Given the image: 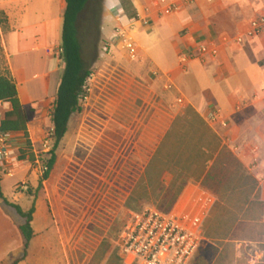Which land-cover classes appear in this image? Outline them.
Returning a JSON list of instances; mask_svg holds the SVG:
<instances>
[{"label": "crops", "instance_id": "1", "mask_svg": "<svg viewBox=\"0 0 264 264\" xmlns=\"http://www.w3.org/2000/svg\"><path fill=\"white\" fill-rule=\"evenodd\" d=\"M160 1L163 0L123 2V7L136 12L146 8L149 12L146 36L138 44L151 72H145L139 80L134 69H125V81L109 100L94 88V94L87 99V109L73 115L69 124L107 123L114 179L111 182L98 176V182L113 186L115 192L123 191L121 161H136L139 173L129 178L125 207H166L175 195L171 206L178 210L193 205L201 195L211 198L210 212L213 208H242V217L247 221L263 222L264 33L254 39L246 38L242 44L234 40L245 36L249 23L264 13V0H194L190 4L181 2L174 13L165 12V7L158 6ZM6 4V0L0 1V6ZM39 4H44L39 5L41 11L57 16L16 29L17 50L9 48L14 57L39 54L31 61L32 69L57 62L46 61L50 45L47 28L50 23L55 29L59 27L66 7L65 0H39ZM202 42L216 44L217 57L206 62H184V56ZM25 65L18 66L13 59L17 90ZM42 75L48 77V73ZM18 96L23 106L46 97L21 99L19 91ZM214 111H218L216 121L210 119ZM123 121L131 123L126 126ZM156 169L161 172L155 173ZM231 177L235 180L231 181ZM154 191L165 194L158 203L151 199ZM127 201L132 203L126 204ZM254 208L258 214L252 215ZM0 210L17 236V248L8 246L3 250L2 262L22 249L23 239L19 230L22 224L12 222L1 203ZM35 224L36 217L33 228L36 235L41 234ZM54 233L51 224L49 235ZM57 246L58 243L50 244L42 252L62 256L63 250Z\"/></svg>", "mask_w": 264, "mask_h": 264}, {"label": "rangeland", "instance_id": "2", "mask_svg": "<svg viewBox=\"0 0 264 264\" xmlns=\"http://www.w3.org/2000/svg\"><path fill=\"white\" fill-rule=\"evenodd\" d=\"M6 1V5L0 6V73L9 72L13 77V59L18 66L26 64L23 77L18 81L21 99L33 95H37L35 99L46 96L24 106L26 132L11 134L9 163L0 161L4 196L23 211L33 209L32 227L36 217V229L41 228V234L38 235L34 230L28 254L19 264H125L116 242L129 213L140 210L124 206L129 195V178L139 173L137 163L132 159L121 161L122 192H115L113 186L102 181L99 183L98 176H104L111 182L114 179L107 123L72 121L56 151L55 166L49 177L44 179L45 167L54 144L51 115L64 71L61 50L63 20L58 28L55 29L52 23L47 28L50 45L47 46L46 61L54 59L57 64L49 62L46 68L32 69L31 61L39 54L14 57L9 52V48L17 50L16 29L57 15L41 11L44 4H39V0ZM128 1L131 2L89 0L79 18L77 25L82 57L92 73L87 81L86 98L82 100L83 109H87L85 105L94 94L91 93L94 88L99 94L103 93V99L112 98L119 85L125 81V69H134L139 80L145 76V72H151L138 44L146 36L144 28L149 26V12L146 8L136 12L125 4L126 7H123V2ZM133 13H136V19L129 18ZM129 39L137 47L135 60L131 59L126 48ZM44 73H48L47 78L42 75ZM46 82L50 85L46 86ZM9 109L8 102L0 103V121ZM130 123L123 121L126 126ZM125 136L123 130V140ZM234 180L231 177V181ZM150 194L155 203L165 195L157 191ZM0 203L3 211L11 216L12 222L25 223L14 208ZM129 203L127 201L126 204ZM156 208L163 211L165 206ZM242 210L213 208L204 225L202 244L191 264H264V221H247L242 217ZM255 214H258V210L254 208L252 215ZM51 224L55 231L52 237L49 235ZM15 239L17 236L10 221L4 218L0 210V258L8 246L17 248ZM56 243L58 250H63L62 256L42 252L45 246ZM22 256L23 247L17 250L15 256L11 255L9 261L2 260L0 264H13Z\"/></svg>", "mask_w": 264, "mask_h": 264}, {"label": "built area", "instance_id": "3", "mask_svg": "<svg viewBox=\"0 0 264 264\" xmlns=\"http://www.w3.org/2000/svg\"><path fill=\"white\" fill-rule=\"evenodd\" d=\"M194 0L160 1L169 13ZM264 33V13L249 23L245 36L240 35L234 42L242 44L246 38L254 39ZM126 48L131 59L137 58V47L129 39ZM219 49L216 44L202 42L195 51L184 56V62L200 59L206 62L216 58ZM86 98V96L84 97ZM218 111L212 112L210 119L216 121ZM53 136V128H52ZM10 133L0 134V161L8 162L12 151ZM47 168L45 167V172ZM44 172V174H45ZM211 198L199 195L194 204L168 213L148 207L130 212L117 237L116 248L125 264H191L203 241V229L212 206Z\"/></svg>", "mask_w": 264, "mask_h": 264}, {"label": "trees", "instance_id": "4", "mask_svg": "<svg viewBox=\"0 0 264 264\" xmlns=\"http://www.w3.org/2000/svg\"><path fill=\"white\" fill-rule=\"evenodd\" d=\"M88 2L89 0H65L66 7L63 15L61 45L64 71L57 88L54 110L51 115L54 144L50 152V159L47 161V171L44 174V179L49 177L55 166L57 160L56 151L67 134L71 117L82 112V100L86 96L87 81L92 74L82 57L77 25ZM129 18L136 19V13L130 15ZM4 102L10 104V109L4 113L0 121V134L25 133L27 125L25 108L20 102L16 81L9 72L0 73V103ZM160 170L156 169L155 173H160ZM1 182L0 174V202L14 208L18 215L25 220V223L19 226L23 239V256L13 262V264H19L26 258L30 243L34 238V229L32 227L34 210L23 211L20 206L9 202L2 192ZM178 193L179 191L176 192V194ZM175 197V195L172 196L173 202ZM171 204L166 206L163 212H170L172 210ZM131 208L140 209L137 211L144 209Z\"/></svg>", "mask_w": 264, "mask_h": 264}]
</instances>
